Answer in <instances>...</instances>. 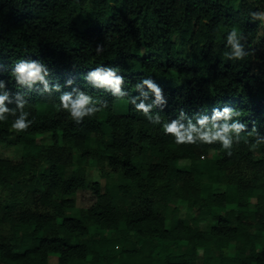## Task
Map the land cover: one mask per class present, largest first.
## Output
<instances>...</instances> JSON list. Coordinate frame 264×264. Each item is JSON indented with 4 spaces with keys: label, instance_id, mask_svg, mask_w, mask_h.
I'll use <instances>...</instances> for the list:
<instances>
[{
    "label": "trees",
    "instance_id": "1",
    "mask_svg": "<svg viewBox=\"0 0 264 264\" xmlns=\"http://www.w3.org/2000/svg\"><path fill=\"white\" fill-rule=\"evenodd\" d=\"M263 16L264 0H0V146L22 148L0 159V264H264Z\"/></svg>",
    "mask_w": 264,
    "mask_h": 264
},
{
    "label": "clouds",
    "instance_id": "2",
    "mask_svg": "<svg viewBox=\"0 0 264 264\" xmlns=\"http://www.w3.org/2000/svg\"><path fill=\"white\" fill-rule=\"evenodd\" d=\"M229 42L232 43L233 45L234 57L242 58L244 53L241 51L240 45L236 41L235 32H233V34L229 37ZM40 71H41V68L36 63L20 62L16 68V76H17V79L21 83L32 82L37 79L43 80V77L40 75ZM89 79H92L102 85H109L112 87L114 91L119 92V85L121 83V80L119 78H115L114 73L112 71L102 72L101 70H97L90 74ZM145 83H148L149 87L154 88V86L150 82L145 81ZM154 91H156L157 97L159 99V94H160L159 89L154 88ZM4 99L5 97H0V114L6 111V109L2 107ZM62 100L64 102V107L68 108L70 97L68 95H65L64 97H62ZM87 103H88V98L81 95L77 101L71 104V109H70L71 115H72V118L77 120V122H79L80 118H82L83 116L87 114H91L94 111L93 109H88L85 107ZM139 107L144 108V105H140ZM145 111H147V109H145ZM225 111L227 112V109ZM2 119H3V116L0 115V120ZM201 123H203V121H201ZM28 127H29V124L25 123L23 116L12 125V128L16 131H26ZM234 127L238 128L241 126H234ZM167 131L178 133V130L175 127V125H172L171 127L167 128ZM225 131H227V128H225ZM204 138L205 139L219 138L220 140L223 141V145L225 148H228L230 146L229 138L219 133H217L216 136L214 137L209 138L205 136ZM180 139H184V137L181 136ZM229 155H231V153H229Z\"/></svg>",
    "mask_w": 264,
    "mask_h": 264
},
{
    "label": "rangeland",
    "instance_id": "3",
    "mask_svg": "<svg viewBox=\"0 0 264 264\" xmlns=\"http://www.w3.org/2000/svg\"><path fill=\"white\" fill-rule=\"evenodd\" d=\"M264 23V16H263ZM177 43L179 45L180 52L183 57H187L189 53V46L185 44L180 39H177ZM115 112L119 115H127L128 114V103L127 102H117L115 106ZM41 143H52V136L45 135L41 138ZM22 157V148L20 146H11L2 144L0 146V159L11 160V161H19ZM255 157L258 160L264 159V147H259L255 150ZM93 168L90 170L88 175L89 184H93L94 182L104 183V179L101 177V173L96 166V163L93 161ZM71 199H75L77 201L78 208H88L94 202V196L90 190L80 191L76 196L71 197ZM212 224V218H202L201 225L203 229H208Z\"/></svg>",
    "mask_w": 264,
    "mask_h": 264
}]
</instances>
